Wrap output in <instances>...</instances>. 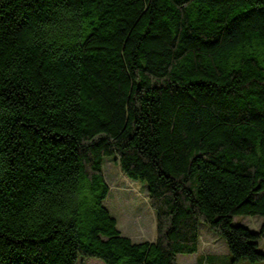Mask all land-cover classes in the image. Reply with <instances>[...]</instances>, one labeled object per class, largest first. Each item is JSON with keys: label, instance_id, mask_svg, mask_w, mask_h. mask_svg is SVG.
<instances>
[{"label": "trees", "instance_id": "obj_1", "mask_svg": "<svg viewBox=\"0 0 264 264\" xmlns=\"http://www.w3.org/2000/svg\"><path fill=\"white\" fill-rule=\"evenodd\" d=\"M148 187L121 234L104 164ZM264 0H0V264H177L200 226L264 263Z\"/></svg>", "mask_w": 264, "mask_h": 264}, {"label": "rangeland", "instance_id": "obj_2", "mask_svg": "<svg viewBox=\"0 0 264 264\" xmlns=\"http://www.w3.org/2000/svg\"><path fill=\"white\" fill-rule=\"evenodd\" d=\"M106 181L111 189L106 207L118 222V229L133 242H154L157 239V215L150 202L147 185L132 181L122 172L117 158H107L104 164ZM234 223L258 233L264 218L236 217ZM259 248L264 253V239L259 241ZM80 264H104L95 259ZM177 264H234L225 241L209 227L200 226V246L197 254L179 255ZM236 264H250L240 262ZM264 264V263H258Z\"/></svg>", "mask_w": 264, "mask_h": 264}]
</instances>
